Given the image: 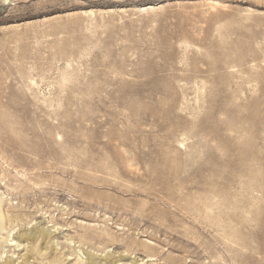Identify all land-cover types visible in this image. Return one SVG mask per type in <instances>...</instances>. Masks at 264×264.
<instances>
[{"label":"rangeland","instance_id":"1","mask_svg":"<svg viewBox=\"0 0 264 264\" xmlns=\"http://www.w3.org/2000/svg\"><path fill=\"white\" fill-rule=\"evenodd\" d=\"M0 264H264V0H0Z\"/></svg>","mask_w":264,"mask_h":264},{"label":"bare ground","instance_id":"2","mask_svg":"<svg viewBox=\"0 0 264 264\" xmlns=\"http://www.w3.org/2000/svg\"><path fill=\"white\" fill-rule=\"evenodd\" d=\"M35 234H36V233H35ZM27 237H28L30 240H33V239H34L32 233H28V234H27ZM29 239H28V240H29ZM26 258L29 259V260L26 261V263H30V262H31V261H30L31 257H26Z\"/></svg>","mask_w":264,"mask_h":264}]
</instances>
